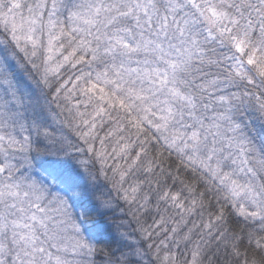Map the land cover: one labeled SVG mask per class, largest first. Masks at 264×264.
<instances>
[{"label":"snow or ice","instance_id":"1","mask_svg":"<svg viewBox=\"0 0 264 264\" xmlns=\"http://www.w3.org/2000/svg\"><path fill=\"white\" fill-rule=\"evenodd\" d=\"M0 264H264V0H0Z\"/></svg>","mask_w":264,"mask_h":264}]
</instances>
